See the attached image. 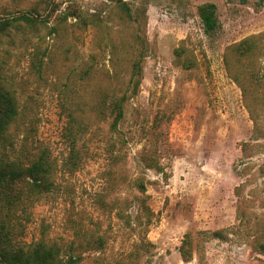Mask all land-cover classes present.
<instances>
[{
  "label": "rangeland",
  "instance_id": "rangeland-1",
  "mask_svg": "<svg viewBox=\"0 0 264 264\" xmlns=\"http://www.w3.org/2000/svg\"><path fill=\"white\" fill-rule=\"evenodd\" d=\"M121 1L131 16L120 0H0L1 17L32 11L42 21L16 23L0 38V74L20 111L10 128L11 158L29 164L45 154L54 165L53 187L21 243H56L67 258L71 245L88 244L86 234L105 239L78 264H264L254 245L264 242V38L244 61L254 62L256 82L246 76L243 88L225 61L230 45L264 34V0ZM208 2L217 6L212 32L198 13ZM72 12L78 16L67 18ZM136 31L147 56L112 153L109 123L81 111L78 94L115 71L116 89H127ZM186 59L195 66H184ZM75 137L78 168L71 164ZM112 154L121 156L117 164ZM187 233L191 261L180 252Z\"/></svg>",
  "mask_w": 264,
  "mask_h": 264
},
{
  "label": "trees",
  "instance_id": "trees-1",
  "mask_svg": "<svg viewBox=\"0 0 264 264\" xmlns=\"http://www.w3.org/2000/svg\"><path fill=\"white\" fill-rule=\"evenodd\" d=\"M122 2L121 8L126 15L131 16V9L127 2ZM217 6L208 2L202 4L198 13L207 32L214 31L218 26ZM36 12L21 13L12 17L0 16V38L9 32V29L16 23L23 22L28 25H36L42 22L38 19ZM78 16L76 12L68 13L66 17ZM264 34L261 36H250L240 42L234 43L227 48L225 54L226 66L233 77L243 88V78L254 79L256 69L254 62L244 65V61L254 59L262 50ZM134 43L129 46L134 57L131 60V67L128 79V87L120 93L121 89H116L118 81L121 79L118 72H114L109 79L104 82H96L97 89H79V106L81 111L85 107L92 113L97 123L108 122L110 141H107L109 149L114 153L116 143L121 141V137H115L119 133V126L125 116V107L128 100L138 92L143 73V62L145 60L147 46L144 37L139 31L133 36ZM118 49L113 45L112 54L116 55ZM181 55V53L179 52ZM37 70L42 68V61L35 62ZM115 65H117L115 63ZM187 68L195 66L191 59L183 61ZM95 68L85 71L83 75L90 79L96 75ZM83 81H86L82 79ZM257 81L255 77L254 82ZM18 98L0 74V264H78L82 259V253L87 251H100L105 245V239L95 237L94 234H86L83 238L87 245H71L69 255L65 258L63 248L56 243H49L44 240L32 242L28 245L22 244L20 238L25 234L28 223L32 220L33 209L40 201L41 197L49 192L53 187L52 174L54 165L50 158L41 154L37 159L29 164H23L11 158V149L14 146L10 128L19 117ZM77 138H74V146L71 154V164L73 168H78L81 162V151L75 145ZM122 145V144H121ZM113 162H119L121 156L112 154ZM135 186L142 195L146 193V186L142 181H135ZM138 207L141 211H147L145 205L146 197L137 198ZM148 216L150 214L148 213ZM215 238L224 239L223 231H215ZM194 239L192 233H187L180 247L184 261H191L193 258ZM258 249L264 252V242L259 238L255 239ZM75 251V252H73Z\"/></svg>",
  "mask_w": 264,
  "mask_h": 264
}]
</instances>
